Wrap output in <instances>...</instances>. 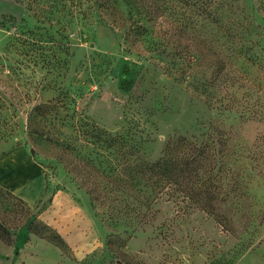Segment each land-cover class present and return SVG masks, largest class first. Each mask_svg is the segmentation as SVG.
Returning a JSON list of instances; mask_svg holds the SVG:
<instances>
[{
	"label": "rangeland",
	"instance_id": "obj_1",
	"mask_svg": "<svg viewBox=\"0 0 264 264\" xmlns=\"http://www.w3.org/2000/svg\"><path fill=\"white\" fill-rule=\"evenodd\" d=\"M179 137L226 164L219 200L166 184L118 202L104 178ZM19 147L45 191L34 205L0 184V264H264V0H0V158Z\"/></svg>",
	"mask_w": 264,
	"mask_h": 264
},
{
	"label": "trees",
	"instance_id": "obj_2",
	"mask_svg": "<svg viewBox=\"0 0 264 264\" xmlns=\"http://www.w3.org/2000/svg\"><path fill=\"white\" fill-rule=\"evenodd\" d=\"M48 109V104L35 106L30 113L29 123H32L35 118L42 116L45 113L44 111ZM111 142V139L109 140L106 137L103 140H99L96 144H102V147L110 148L112 147ZM210 150V146H198L186 138L179 137L165 147L162 157L157 161L147 163L140 158H136V161H123L119 165L118 176L114 181H111L109 177L104 179L106 183L115 187L114 196L118 198V202H136L143 206L152 205L160 199L161 185L165 186L167 184L176 186V190L179 192L185 191V196L191 203L200 204L203 201V204L207 205L211 201L219 200L223 194L221 191L224 189V185L218 187L216 180L222 181L221 175L224 174L227 168L226 164L221 162L219 169H216L212 156L209 154ZM85 180L90 182L93 187L92 190L87 192V197L90 206L94 207L102 198L101 192L97 191L99 181L97 178H89L88 176L85 177ZM140 187L142 193L139 191ZM147 190H151L149 192H154L155 194L147 196ZM0 192L11 196L10 192H4L1 188ZM193 194L198 195L199 199H194L192 196L189 197ZM202 208L206 211L203 205ZM26 228L30 233L58 247L68 248L64 240L54 230L41 222L32 221L27 224ZM0 240L8 246L13 244L9 230L1 223Z\"/></svg>",
	"mask_w": 264,
	"mask_h": 264
},
{
	"label": "crops",
	"instance_id": "obj_3",
	"mask_svg": "<svg viewBox=\"0 0 264 264\" xmlns=\"http://www.w3.org/2000/svg\"><path fill=\"white\" fill-rule=\"evenodd\" d=\"M3 155H1V156H3ZM26 167H30V169H34V171L36 173L37 169L35 170L34 165H32V163L28 159V157L26 155V151L23 148H20V147L15 148L9 154H6L5 156L1 157L0 158V184L2 186L6 187L7 189H9L10 191H12L13 194H16L19 196H24L25 198H28L29 202L31 204L35 205L41 199L45 190H44V186L41 184L40 178H38V186L36 187V189H34V190H33V188L29 189V186H27L28 182H27L26 175H25V168ZM14 180H16V183L14 182ZM59 195H63L69 200V198L66 195L58 194V196ZM55 199L53 200V204H54ZM53 204H52L51 208L53 207ZM72 205L75 207L74 204H72ZM75 208H77V207H75ZM77 209L84 215V213L79 208H77ZM67 244L69 245V243H67ZM0 245L3 247V244L1 242H0ZM75 254H76V252H75Z\"/></svg>",
	"mask_w": 264,
	"mask_h": 264
},
{
	"label": "water",
	"instance_id": "obj_4",
	"mask_svg": "<svg viewBox=\"0 0 264 264\" xmlns=\"http://www.w3.org/2000/svg\"><path fill=\"white\" fill-rule=\"evenodd\" d=\"M31 154L33 155V151H31Z\"/></svg>",
	"mask_w": 264,
	"mask_h": 264
}]
</instances>
